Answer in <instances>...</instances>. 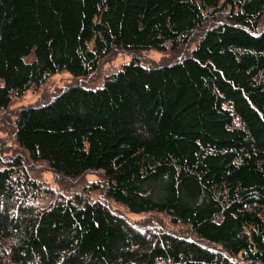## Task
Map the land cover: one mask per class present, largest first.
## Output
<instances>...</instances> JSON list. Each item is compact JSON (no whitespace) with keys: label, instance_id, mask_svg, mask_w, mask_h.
Masks as SVG:
<instances>
[{"label":"trees","instance_id":"1","mask_svg":"<svg viewBox=\"0 0 264 264\" xmlns=\"http://www.w3.org/2000/svg\"><path fill=\"white\" fill-rule=\"evenodd\" d=\"M2 125L0 264H264V0H0Z\"/></svg>","mask_w":264,"mask_h":264},{"label":"rangeland","instance_id":"2","mask_svg":"<svg viewBox=\"0 0 264 264\" xmlns=\"http://www.w3.org/2000/svg\"><path fill=\"white\" fill-rule=\"evenodd\" d=\"M177 58V57H176ZM131 60H137L141 64L146 66H154L160 63H167L171 60L170 56H166L164 54L158 53L156 51L150 50L137 54H126V53H118L114 55L110 60L101 65L100 70L96 73L94 77L91 79V83L93 86L100 84L101 77L105 74L117 70L122 64L128 63ZM82 83L80 80H74L70 77L69 73H58L53 77L49 78L41 87L34 88L29 90L22 98L15 99L10 107L11 111H14L20 106L25 105H35L42 103L48 100L53 96L56 92L64 89L74 83ZM3 128H0V136H3L7 141V146L5 147L6 151L8 149H15V146L11 143V137L7 134L6 126L2 125ZM32 170L34 176L33 178L37 179L39 183H42L46 188L57 190L56 180L53 174L47 169V167L43 164H34L29 166ZM100 178L97 173H88L83 178L80 179L83 185L87 184L91 181H96ZM90 196L93 199L102 200L103 197L94 193H91ZM115 209H118L122 213H124L128 220L132 222H141L144 225L149 227H157L160 229L161 226L167 227L172 230H178L177 227H171L168 223V220L161 215H135L127 212L122 207L111 203Z\"/></svg>","mask_w":264,"mask_h":264}]
</instances>
